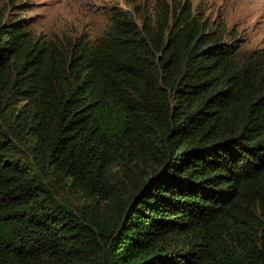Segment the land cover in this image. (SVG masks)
Wrapping results in <instances>:
<instances>
[{
    "label": "trees",
    "instance_id": "1",
    "mask_svg": "<svg viewBox=\"0 0 264 264\" xmlns=\"http://www.w3.org/2000/svg\"><path fill=\"white\" fill-rule=\"evenodd\" d=\"M215 25L153 0L59 39L0 5V264H264V51Z\"/></svg>",
    "mask_w": 264,
    "mask_h": 264
},
{
    "label": "rangeland",
    "instance_id": "2",
    "mask_svg": "<svg viewBox=\"0 0 264 264\" xmlns=\"http://www.w3.org/2000/svg\"><path fill=\"white\" fill-rule=\"evenodd\" d=\"M153 0H0L15 17L27 19L36 33L61 38L62 34L100 33L117 8ZM175 1V0H172ZM194 12L226 26L227 36L238 39L242 50L264 51V0H183ZM73 198L77 203L76 197ZM69 198L71 201L72 199Z\"/></svg>",
    "mask_w": 264,
    "mask_h": 264
}]
</instances>
